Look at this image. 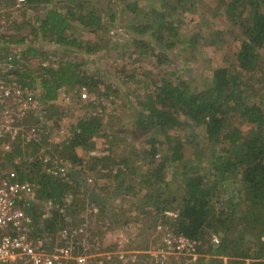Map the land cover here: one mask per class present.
Instances as JSON below:
<instances>
[{
    "label": "trees",
    "instance_id": "trees-1",
    "mask_svg": "<svg viewBox=\"0 0 264 264\" xmlns=\"http://www.w3.org/2000/svg\"><path fill=\"white\" fill-rule=\"evenodd\" d=\"M14 1L0 0V5L8 4L7 7H10ZM187 1L174 0L176 3L171 4L170 0H162L160 4L175 10L177 6L185 5ZM240 1L242 0H231V7L236 6ZM252 1L253 12L244 16L241 22L235 21V24H241L244 35L240 51L237 53L238 64L247 72L260 69L264 62L262 52L264 11L261 9L264 2ZM53 2L54 0H27L24 5L33 7L35 10L43 6L44 13L40 15L41 13L37 12L36 26L30 20L16 25L14 27L17 28L16 35L10 36L7 41L12 44L26 45L23 50H20L24 62L19 64L15 72L20 82L29 83L32 86L38 84L40 88V98L46 105L40 118L43 129L36 128V134L30 139L27 133H21L16 137L12 149L0 156L4 167L6 164H14L19 179L35 185L41 199L51 200L56 206L62 207L65 197L69 194L76 200L82 198L78 203L73 199L74 204L69 207V210H72L69 214L74 219L72 222L66 218V215L60 214L58 209L54 211V217L47 219L45 223L43 221L40 227L54 234L53 231H59L64 226L72 224L79 226L86 223L87 230H91L97 237L103 234L104 224L108 225L106 232L115 231L113 222L124 225V213L116 214V216L114 213L111 217L104 213L106 197L102 194V189L105 184H108L115 193L129 194L136 189L141 191L142 196L139 201L142 207L155 205L158 212L161 208H168L166 211H177L179 216L174 228L199 241L200 262L201 254H203L206 255L203 257L204 264H208L207 261H219L217 257H214L219 255L227 256L231 260H229L230 264H264V241L260 236L262 230L260 232L253 230L255 227L249 222L252 217L255 222L264 224V107L262 103L264 99L259 98V101L252 99L249 84L241 83L244 80L241 73L231 77L229 68L224 65L214 69L213 85L199 92L191 89V85L186 81L179 80L175 83L165 80L164 85L156 88L153 94L138 102L139 109L135 113L133 132L142 137V140L145 139V143L141 149L127 143L124 151L130 150V155L123 154L122 120L118 113L107 114L108 119H104L106 116L104 111H98L95 103L83 104V98L79 94L77 101L84 106L85 113L72 122L74 113L70 109L77 107L70 109L68 107L66 110L60 104L64 95L61 89L66 85L70 88L78 83L89 84L93 86V89H99V84L103 82L106 89L103 92L98 90L100 96L111 98L110 91L120 94L109 79L99 77L98 70L90 75L83 74L80 66L85 63V59L83 63H80V60L77 63L67 60L71 53L79 54L75 49L85 54H92L107 49L111 45V38L102 37L103 34L99 41L83 42L77 37L76 29L79 27L74 21L98 33L104 29V16L96 13L92 4V7L87 6L86 0H58L57 4H60L58 7L50 6ZM110 2L111 5L125 2L128 11L133 13L139 11L138 0L132 2L110 0ZM107 6L103 9L109 10L110 6ZM84 8H88L87 12L82 11ZM157 14L160 16L161 11ZM25 15L26 12H23V16ZM114 17L112 13L110 19L114 20ZM23 26H29L26 35L18 33ZM148 27L146 24V26L131 28L134 32L131 38L135 42V52L138 55L133 57L134 55L127 50L132 57L131 68L128 64L119 63V72L122 74L120 79L123 82L136 78L138 73L136 70L140 69L136 66V62L147 60L152 52L148 49V43H151L153 38L148 40L147 36L145 37ZM160 27L162 30H169V37L174 36L177 29L173 27L171 20L161 24ZM155 36L161 48L177 44L174 38L163 42L162 34L156 33ZM27 39H30L29 43H26ZM39 40L42 43L48 42L49 45L54 43L57 46L56 49H60L59 58L61 59L57 65L50 64L39 69L38 83V80L33 78V73L37 72V69L26 65L29 59L39 56L41 59L54 62L49 57L51 52L49 53L48 49L33 45ZM126 48L125 44V51ZM0 51L7 54L11 52L8 46ZM161 51L157 53V57L159 63L163 64L168 61V57ZM16 63L18 64L17 60ZM130 69L135 71H129ZM65 91L67 93V90ZM64 115L70 118V135L53 140L55 129L64 123L62 121ZM51 121H53V127H51ZM238 123H248L251 125L250 129L245 131L239 127ZM184 125L192 128L189 139L180 137L178 135L180 132H170L172 129L177 131ZM196 126L203 127L205 130L204 142L196 140L199 134ZM101 140L110 143L102 147L107 148V154L101 157H90L89 160L79 156L77 152L79 147L87 151L94 150L97 148V142ZM188 144L196 149L195 156L198 162L195 164L192 163V159L188 162L186 155ZM48 145L50 147L46 148ZM42 148L46 154L50 155L51 161L64 159L70 161L73 166L68 171L65 169V173L57 171L60 170L58 167L56 172L52 173L48 170L51 164L43 161ZM206 150L209 151L210 167L208 169L200 164ZM135 157H141L139 160L145 161L146 173L141 174L140 182L123 188V176L126 174L123 165H127ZM56 160L55 164L58 162ZM76 164L80 166L79 169H73ZM181 165L183 167H180ZM170 168L172 171L167 174ZM175 175L180 178V191L178 195L170 196L171 194L167 195L166 186L170 180L176 179ZM90 178L92 183L89 182ZM100 180H105V183L103 184ZM237 182L240 189L235 195L232 190ZM83 195L85 196L82 197ZM86 196L99 208V212L95 215L96 220H93V226L89 225L82 215L88 203L85 201ZM235 196L239 197V201L233 199ZM217 203L221 209L217 208ZM239 208L242 209L243 218H247L248 222L242 225L239 235L232 238L229 236L232 215H235L234 212ZM165 212L161 214L164 215ZM33 213L38 225L40 223L38 213L36 211ZM129 219L136 218L129 217L126 220L129 221ZM160 219L157 218L155 221V232L152 235L158 233L157 226L160 221H163V218ZM210 230L214 231L213 233L222 232L221 241L217 247L212 244L211 233L208 232ZM155 238L160 239L161 234L158 233ZM247 245H249L248 248ZM114 247L116 245L112 243L111 250ZM207 255L210 257L208 258Z\"/></svg>",
    "mask_w": 264,
    "mask_h": 264
},
{
    "label": "rangeland",
    "instance_id": "rangeland-1",
    "mask_svg": "<svg viewBox=\"0 0 264 264\" xmlns=\"http://www.w3.org/2000/svg\"><path fill=\"white\" fill-rule=\"evenodd\" d=\"M57 1L58 0H54L50 6L56 5L58 7L60 4H57ZM127 1L132 2L133 0ZM170 1H172L171 4L176 3L174 0ZM262 1L264 2V0ZM161 2L162 0H138L139 11L133 13L127 10L125 2L121 4L114 3V5H111L110 0H86L87 6H93L96 13L104 16V29L102 32L97 33L91 31L90 28H84L81 23H78V21H74L79 27L76 29V32L80 41H99L101 40V34H103L104 36L102 35V37L111 38L112 42L107 49H102L101 51L92 54H85L83 51H77L73 48L79 54L71 53V56L67 57V60L75 63L80 60V63H83V59H85V63L80 66L83 71L82 73L90 75L98 70L97 73H99V77L101 76L100 78L109 79L120 91V94H115L110 91L111 98L100 96L101 94H99L98 90L103 92L105 91L104 89H106L103 82L99 84V89H93V86L89 84L78 83L73 87L69 88L66 85L61 89L64 95L62 96L60 104L63 109L66 110L68 107L69 109L74 106L77 107L76 109H70L74 113L72 122H75L76 117L85 113L84 106L79 104L77 100L81 87L86 85L88 87L89 97L82 99L83 104L95 103L98 106V111H104L106 114L104 119H108L107 114L113 115L114 113H118L119 118L122 120L123 154L130 155V150L124 151L127 143H130L137 149H141L145 143V139L142 140V137L137 136V134L133 132L135 113H137L136 110L139 109L138 102L145 100L148 95L153 94L156 88L160 85H164L165 80H170L175 83L179 82V80L186 81L191 85V89L199 92L207 89L211 84L213 85L212 79L214 69L224 65L229 68L231 77L241 73L242 78L244 79L241 83H245V85L249 84L250 93L253 96L251 97L252 99L256 101H259V98L264 99V62L260 69L247 72L240 68L237 58V53L240 51L239 49L244 35L242 34L241 24H235V21L238 20L237 22H241L244 16L253 12L251 4L253 2L252 0H242L234 7H231V0H188L185 5H179L175 10H172L170 6L165 7L164 4V6L161 5ZM7 6L8 4L0 5V38L3 35H6V37L0 39V49L4 50L6 46H8L11 51H16V48L20 45L13 43L17 46L14 45L12 47L13 44L7 42L10 36L14 34L16 35L17 33V28L14 27L19 23H23L25 20L32 21L36 26L37 23L35 22V16L38 13H41L40 15H42L45 9L43 6H40L37 10L24 4L18 6L16 0L10 7ZM104 6H110V9L104 10ZM261 9L264 11V4H262ZM87 10L88 8L82 9V11L85 12H87ZM159 11H161L160 16L157 14ZM23 12H26L25 16H23ZM112 13H114L115 16L114 20L110 19ZM169 20L173 22V27L177 28L175 29V35L170 37L168 36L169 30H162L160 27L161 24ZM146 24L149 27L148 33L145 34V37L147 36L148 40L153 38L151 43H148V49L152 52L149 54L147 60L136 62V66L140 67L139 70H136L138 72L135 76L136 78L123 82L122 79H120L122 74L119 72V63L128 64L129 68H131L132 64L130 62L132 57L127 52L129 51V53H132V55H134L133 57L138 55V53L135 52V42L131 38V34H134L131 28L132 26H146ZM28 30L29 26H23L18 33L26 35ZM162 31L163 33H160ZM156 33L162 34L163 42L174 38V40L177 41V44L161 48L157 42L158 40L155 38L158 36H155ZM36 43L40 44L38 46L48 49L49 53L51 52L49 57H51L55 65H57L58 61L61 59L59 58L60 49H56L57 46L54 43H51L50 45L48 42L41 43L40 41ZM125 44L127 46L126 51L124 49ZM153 44H155V46ZM160 51L168 57V61H165L163 64L159 63L157 57V53L159 54ZM262 52L264 60V48ZM0 53L3 54L4 51H0ZM36 58L40 57H32L26 65L30 68L37 69V72L33 73V78L38 80L37 76L41 66ZM134 69H130L129 71H135ZM34 86L35 88L39 87L38 84ZM65 90H67V93ZM262 103L264 107V101H262ZM78 104L79 106H77ZM40 114V110L35 111V113L29 116L28 123L36 125L37 128L41 127V129H43V124L41 123L42 119L40 120L42 116ZM69 119L70 118L66 115L62 116V121L64 123L55 129L53 140L55 138L62 139L70 135L71 130L69 128V123L71 122H69ZM50 124L51 127H53V121H51ZM238 125L245 131L250 129L251 126L248 123H238ZM196 129L199 132L196 140L204 142L205 130L200 126H196ZM191 130L192 128L184 125L183 128L178 129L177 131L172 129L170 132H180L178 134L180 137L189 139V135L192 132ZM109 144L110 143L101 140L97 142V148L94 150L87 151L79 147L77 152L82 159L89 160L90 157H101L107 154V148L103 149L102 147H106ZM48 147L50 146L48 145L46 148ZM43 149L44 148H42L41 152L44 151ZM195 151L196 149L193 145H187L186 155L188 162L189 159H192V163L194 164L198 162L195 156ZM138 153H140V151ZM41 155L44 156L43 161L45 163L51 164L48 170L52 173L56 172L55 170L60 167H64L67 169L66 171H68L70 167L73 166L70 164V161L64 159H55L56 162L58 161L55 164V160L51 161L49 158L50 155L46 154L45 151ZM208 155L209 151L206 150L205 156L204 158H201L200 163L201 165H205L207 169L210 167V163H208ZM159 158H161V156ZM139 159H141V157H135L132 159L127 163L129 167H127L126 164L123 165V168L126 171V174L123 176V188H125L126 185H131L132 183L136 184L138 181L140 182L141 174L146 173L147 167L145 161ZM180 167L183 166L181 165ZM79 168L80 166L76 164L73 169ZM171 171L172 168L167 171V174H170ZM60 173L65 172L60 171ZM175 176L176 179L170 180V183L166 186L167 195H178V192L180 191V178L178 175ZM100 181L103 184L105 183V180ZM89 182L92 183L91 178L89 179ZM235 187L232 191L236 195V192L240 189L239 182L235 184ZM103 188L102 194L106 197V202L104 203L106 209L104 213L110 217L114 216V213L115 216L116 214L124 213V225H119V223L113 222V229H115V231L111 232L108 230V232H106L108 225L104 224V231L101 237L99 235L97 237V235L93 234L89 229L86 230L85 234L79 237L80 243L78 242L79 247L77 248L82 255H86L85 259L83 262L75 261L73 264H116L114 262L116 259L111 261L108 259V253H112L111 255L115 257L113 253H116L117 251H126L129 259L134 264H204L205 260H203V257L206 255L203 254H201V262L199 258L200 254L196 256H169V258L163 263L157 260L154 253L155 250L160 248L161 238H155V236H158V233L152 235V233L154 234L155 232V221L157 218H163V221L168 220L170 226L176 224L173 220L171 222L167 219L165 214L163 215L168 208H161L158 212L154 207L155 205L142 207L139 201L141 200L142 192H139L137 189L133 193L127 194L125 192H113V188L108 184H105ZM84 196L85 195L82 197ZM238 198V196H235L233 199L239 201ZM73 199V195L69 194L65 197L64 205L62 207L54 204L50 208L49 217H46L43 220L44 223L47 219L53 218L54 211L58 209L60 214L66 215V218L72 222L74 219L69 214L70 211H72L69 210V207L74 204V200L78 203L82 198L80 197L77 200ZM89 199V197H85V201L88 203L86 204L84 208L85 211L82 212V215L86 218L87 223L93 226V220H96L95 215L99 212V208H97L94 202H90ZM41 208H43L42 205ZM217 208H220L219 203H217ZM169 211L171 212V210ZM161 212L163 213L161 214ZM234 213L235 215H232L230 225L231 230L229 232V236L232 238L239 235V230L242 228V225L248 222L247 218H243L244 214L242 213L241 208L237 209ZM129 217H134L136 219H129V221L126 220ZM43 221L40 222L41 225H43ZM249 222L255 227L253 230L259 232L262 230L260 236L261 240L264 241V224L255 222L252 217ZM71 226H75V224H72ZM53 232L55 233L52 234L51 231L49 232L48 238L54 239L56 242L60 236L58 231L55 230ZM208 232L209 234L211 233L212 244L214 247H217L221 241L222 232L213 233L214 231L212 230ZM112 243L116 245L113 250L110 248ZM106 247H108V249H106ZM248 247L249 245H247V248ZM207 257L209 258L210 256L207 255ZM214 257H217L219 261H207L209 262L208 264H230V259L227 256L219 255Z\"/></svg>",
    "mask_w": 264,
    "mask_h": 264
},
{
    "label": "built area",
    "instance_id": "built-area-1",
    "mask_svg": "<svg viewBox=\"0 0 264 264\" xmlns=\"http://www.w3.org/2000/svg\"><path fill=\"white\" fill-rule=\"evenodd\" d=\"M16 1L18 6L27 2ZM20 52L0 53V156L12 149L21 133H27L28 139L36 134L37 127L28 123V118L38 110L42 115L46 108L39 95L40 88L24 84L17 78L15 70L24 62ZM36 59L41 67L55 65L47 59ZM80 95L82 98L89 97L86 85L81 87ZM60 171L64 172L65 168L60 167ZM53 205V201L39 197L33 183L19 179L14 164L4 167L0 157V264H70L84 261L86 255H82L77 248L79 237L87 230L86 223L75 227L64 226L58 231L60 238L56 242L48 238L49 232L40 227V223L36 224L33 211L38 213L41 222L49 217ZM165 215L171 222L179 216L175 210L166 211ZM157 232L161 234V242L154 254L162 263L169 256L199 254L198 241L176 231L168 220L159 222ZM111 254L108 253V259H116V264H134L126 251L113 253L115 257Z\"/></svg>",
    "mask_w": 264,
    "mask_h": 264
},
{
    "label": "crops",
    "instance_id": "crops-1",
    "mask_svg": "<svg viewBox=\"0 0 264 264\" xmlns=\"http://www.w3.org/2000/svg\"><path fill=\"white\" fill-rule=\"evenodd\" d=\"M29 42H30V39H27V40H26V43H29ZM39 42H40V41H39ZM41 43H42V42H41ZM35 44L40 45L39 43L34 42L33 45H35ZM14 45H16V44H13L12 47H13ZM17 45H20L19 47L16 48L17 50H23V49L26 47L25 44H17ZM17 45H16V46H17ZM37 45H35V46H37ZM48 46H49V45H48Z\"/></svg>",
    "mask_w": 264,
    "mask_h": 264
}]
</instances>
